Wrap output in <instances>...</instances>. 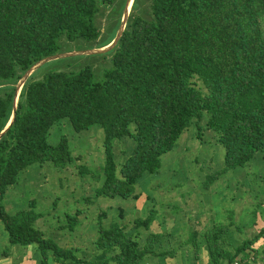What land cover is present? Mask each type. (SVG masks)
<instances>
[{
    "label": "trees",
    "instance_id": "16d2710c",
    "mask_svg": "<svg viewBox=\"0 0 264 264\" xmlns=\"http://www.w3.org/2000/svg\"><path fill=\"white\" fill-rule=\"evenodd\" d=\"M124 3L0 0V132L21 75L36 61L63 53L68 41L99 43L96 48L111 42L113 36L101 42L98 16L117 10L115 32ZM105 52L110 66L102 80L93 79L89 66L33 79L39 66L23 83L15 119L0 137V200L31 164L65 167L73 161L65 137L55 145L47 142L50 128L62 118L75 131L94 124L103 129V180L95 196L135 198L140 176L158 171L161 155L174 148L192 120L198 130L212 131L224 148L223 170L243 166L264 151V0H133L121 36ZM124 137L135 147L117 168L112 144ZM156 212L152 208L135 219L130 230L115 222L100 225L87 257L78 247L44 236L35 225L42 214L34 199L14 214L0 204V221L10 246L36 245L37 264H143L146 257L171 258L176 249L197 260L202 246L205 264H249L250 259L264 264V227L245 239L228 231L230 223L201 232L192 228L186 241L171 246L173 233L165 232L163 218L164 231L149 230ZM78 214L68 215L60 227L72 230ZM140 230L146 232L143 242Z\"/></svg>",
    "mask_w": 264,
    "mask_h": 264
},
{
    "label": "rangeland",
    "instance_id": "374dc122",
    "mask_svg": "<svg viewBox=\"0 0 264 264\" xmlns=\"http://www.w3.org/2000/svg\"><path fill=\"white\" fill-rule=\"evenodd\" d=\"M108 12L109 8L98 16L101 42L114 38L117 32L114 30L118 11ZM107 14L110 25L106 28ZM97 45L99 43L77 39L63 43L61 51L94 49ZM86 66L93 70L94 80H102L104 71L110 66L109 55L103 52L52 59L38 68L33 79H41L48 72H75ZM213 135L204 126L198 130L192 120L176 140L174 148L161 155L158 171L140 176L134 186L135 198L95 196L103 180V129L94 124L88 129L75 131L68 119L62 118L50 128L47 142L55 145L62 136L65 137L73 161L65 167L55 166L50 161L31 164L18 174L14 184L6 188L0 204L7 213L14 214L28 208L30 200L34 199L35 210L42 214L35 225L44 236L64 247H78L81 255L86 257L92 252L100 225L107 227L115 222L130 230L133 221L145 217L152 208L157 212L149 230L164 231L165 228V232H172L168 241L171 246L186 241L189 229L201 232L215 223H230L233 236L245 239L250 236L254 225L260 227L259 224L264 223V151L255 152L243 166L223 170L224 148ZM134 147L135 142L128 137L114 140L112 152L117 168ZM80 167L81 173L78 171ZM76 211L80 212L76 226L72 230L61 228L67 216ZM101 213H104L102 217ZM162 218L164 228L159 225ZM5 233L0 221V262L3 264L8 256L18 260L17 254L21 253L23 258L25 250L29 249V246L24 248L19 244L10 246ZM145 233L140 230L141 242ZM204 249L203 246L200 248L197 260L191 252L176 249L171 258L146 257L143 264H205L207 251ZM5 250L9 251L8 256L3 255ZM34 253L32 259L36 261L37 252ZM12 260L7 264H13Z\"/></svg>",
    "mask_w": 264,
    "mask_h": 264
},
{
    "label": "water",
    "instance_id": "95a60500",
    "mask_svg": "<svg viewBox=\"0 0 264 264\" xmlns=\"http://www.w3.org/2000/svg\"><path fill=\"white\" fill-rule=\"evenodd\" d=\"M133 0H125L124 3V7H123V11H122V15H121V19H120V23L116 32L115 37L112 39V41L104 46V47H100V48H94V49H85V50H80V51H75V52H66V53H57V54H53L47 57H44L38 61H36L32 66H30L20 77V79L17 81V83L15 84V91H14V95H13V102H12V111H11V115L9 118L8 123L6 124V126L4 127L3 130H1L0 132V137L6 132V130L9 128V126L13 123L14 119H15V114H16V104H17V99H18V95L20 92V89L23 85V83L26 81V79L42 64H44L45 62L52 60V59H57V58H61V57H66L69 55H76V54H95V53H103L109 49H111L116 42L118 41L119 37L121 36V33L125 27L126 24V20L129 14V11L131 9V5H132Z\"/></svg>",
    "mask_w": 264,
    "mask_h": 264
},
{
    "label": "crops",
    "instance_id": "0c3cea01",
    "mask_svg": "<svg viewBox=\"0 0 264 264\" xmlns=\"http://www.w3.org/2000/svg\"><path fill=\"white\" fill-rule=\"evenodd\" d=\"M155 221V220H154ZM169 222V221H168ZM262 223V222H261ZM259 224L260 225V227H257V226H253V228H252V230H251V234H250V236L248 237V238H250V237H252L253 235H255L256 233H257V231L260 229V228H263L264 227V223H262V224ZM205 224V223H204ZM215 224H217V223H215ZM206 225V224H205ZM212 225H214V224H212ZM211 225V226H212ZM211 226H208V227H206L205 229H207V228H209V227H211ZM151 230V232H159V230L158 229H155V230H153V229H150ZM169 230V229H168ZM228 231L230 232V233H232V235H234V232H232V226L230 225L229 227H228ZM2 235L4 236V233H2ZM5 235H6V237H7V234L5 233ZM236 236V235H235ZM263 240V239H262ZM7 241H8V238H7ZM260 242H262V241H260ZM9 243V242H8ZM264 243V242H263ZM29 246V249H27V250H25V253L23 254L24 256H23V258H21L22 256H21V253H18L17 254V261H16V263L15 264H37L36 262H37V260L35 261L34 259H32V257H34L35 256V253L34 252H37L36 251V245L35 244H28L27 246H25L24 248H27ZM32 246V247H31ZM263 246H264V244H263ZM23 247V246H22ZM31 248V249H30ZM204 248V247H203ZM204 251L206 252V250L204 249ZM31 252L34 254L33 256H31ZM2 254V253H1ZM36 258L38 259V253H37V255H36ZM8 260H12V256H8V258L5 260V262L6 263H4V264H7V261ZM16 260V259H15ZM13 261V260H12ZM252 262L253 263H255V264H262V262L260 261V260H252ZM251 261H249L248 263L249 264H253ZM0 264H3V263H1L0 262ZM51 264H57V263H51Z\"/></svg>",
    "mask_w": 264,
    "mask_h": 264
},
{
    "label": "built area",
    "instance_id": "2783aa9c",
    "mask_svg": "<svg viewBox=\"0 0 264 264\" xmlns=\"http://www.w3.org/2000/svg\"><path fill=\"white\" fill-rule=\"evenodd\" d=\"M236 264V263H235Z\"/></svg>",
    "mask_w": 264,
    "mask_h": 264
}]
</instances>
